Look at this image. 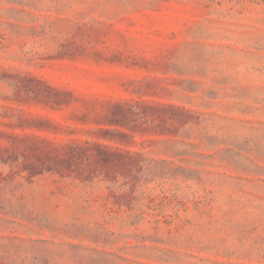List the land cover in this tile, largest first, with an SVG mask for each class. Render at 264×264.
Returning a JSON list of instances; mask_svg holds the SVG:
<instances>
[{
    "label": "rangeland",
    "instance_id": "1",
    "mask_svg": "<svg viewBox=\"0 0 264 264\" xmlns=\"http://www.w3.org/2000/svg\"><path fill=\"white\" fill-rule=\"evenodd\" d=\"M0 264H264V0H0Z\"/></svg>",
    "mask_w": 264,
    "mask_h": 264
}]
</instances>
